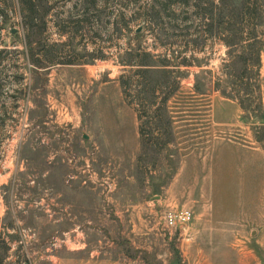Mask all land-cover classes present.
I'll return each instance as SVG.
<instances>
[{"label": "rangeland", "instance_id": "rangeland-1", "mask_svg": "<svg viewBox=\"0 0 264 264\" xmlns=\"http://www.w3.org/2000/svg\"><path fill=\"white\" fill-rule=\"evenodd\" d=\"M241 1L264 42V0H39L31 52L0 0V264H264V46L250 108L226 67Z\"/></svg>", "mask_w": 264, "mask_h": 264}, {"label": "trees", "instance_id": "trees-1", "mask_svg": "<svg viewBox=\"0 0 264 264\" xmlns=\"http://www.w3.org/2000/svg\"><path fill=\"white\" fill-rule=\"evenodd\" d=\"M38 1L39 0H19L20 10L23 14V20L26 25L27 38L31 52H34V49L36 48L31 38L34 35V31L37 29V22L39 20H41L43 23L46 22L45 12L41 13L42 9L39 8L43 4ZM257 15L258 12L251 10L247 3H243L241 1L240 5L229 11V14L224 18L225 23L229 25V29L224 33L225 44L229 48V51H231L233 47H238L243 51L240 53V55H233V57H231V59L226 62V67L230 68V70L233 69V76L236 77V83L234 84L236 89L230 98L238 101L244 109H248L250 106H244V98L241 96V88L245 87L247 91H251V87H254L255 85L253 80L257 82L261 77L262 50L264 42L262 41V33L260 32L259 21L255 20ZM212 25L213 24L210 23L208 26H211L210 28H212ZM230 26H234L236 31L230 28ZM235 53L237 52H229V57ZM252 54L254 55V58H256L254 64L251 63L252 58L247 56H251ZM179 57L180 54L177 56V58ZM238 63H241V70H237L236 68ZM161 69V72H163L165 76L170 74V71H168L167 68L164 67ZM148 70H146L145 73L150 72ZM251 74H253L252 76H254V78H251ZM158 85L160 86V84L154 86V93L159 91ZM216 90L219 89L215 88L214 91ZM257 90L261 91V86L256 84L252 92ZM203 94H205V92ZM247 95L251 96V93L249 92ZM142 135L144 136V132H142Z\"/></svg>", "mask_w": 264, "mask_h": 264}, {"label": "built area", "instance_id": "built-area-1", "mask_svg": "<svg viewBox=\"0 0 264 264\" xmlns=\"http://www.w3.org/2000/svg\"><path fill=\"white\" fill-rule=\"evenodd\" d=\"M195 217L190 208L171 209L165 215V223L171 229L186 228Z\"/></svg>", "mask_w": 264, "mask_h": 264}]
</instances>
